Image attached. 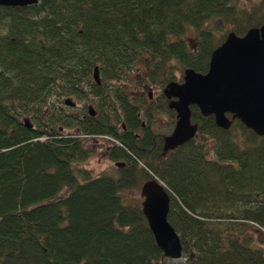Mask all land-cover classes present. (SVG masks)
Here are the masks:
<instances>
[{
    "label": "trees",
    "instance_id": "1",
    "mask_svg": "<svg viewBox=\"0 0 264 264\" xmlns=\"http://www.w3.org/2000/svg\"><path fill=\"white\" fill-rule=\"evenodd\" d=\"M236 1L39 0L0 7V264H167L141 206L121 202L122 192L149 180L164 185L167 219L182 245V261L168 264H264L263 250L252 248L247 234L255 228L264 244V137L239 121L219 129L193 106L197 135L164 153L163 137L150 127L149 96L136 105L127 90L131 74L140 86L164 88L174 80L172 61L205 74L226 38L214 39L211 20L215 27L233 22L240 37L264 23L262 10L237 17ZM189 29L199 33L196 50L183 39ZM62 98L94 102L96 116L90 106L73 114L77 105L61 106ZM155 105L174 113L162 94ZM231 129L246 143L234 141ZM100 135L116 141L106 153L123 164L117 176L78 167L89 155L88 137Z\"/></svg>",
    "mask_w": 264,
    "mask_h": 264
},
{
    "label": "water",
    "instance_id": "2",
    "mask_svg": "<svg viewBox=\"0 0 264 264\" xmlns=\"http://www.w3.org/2000/svg\"><path fill=\"white\" fill-rule=\"evenodd\" d=\"M38 3L39 0H0V7L22 8ZM93 81L100 85L97 67L93 71ZM163 95L169 101L168 108L176 114L174 130L164 138V153L197 135L198 126L191 120L193 106L202 117L213 116L219 129L229 130L234 121H239L256 136L264 137V24L248 29L242 37L228 33L224 42L212 52L205 74L186 69L182 82L167 83ZM64 105L76 107L69 98ZM88 113L96 116L91 106ZM24 124L32 128L28 119ZM141 196L142 213L157 247L165 259L181 260L180 237L167 219L170 197L165 188L156 180H149L141 186Z\"/></svg>",
    "mask_w": 264,
    "mask_h": 264
},
{
    "label": "rangeland",
    "instance_id": "3",
    "mask_svg": "<svg viewBox=\"0 0 264 264\" xmlns=\"http://www.w3.org/2000/svg\"><path fill=\"white\" fill-rule=\"evenodd\" d=\"M233 5L237 17L245 18L248 15H252L254 12H256V10H262L264 13V0H237ZM254 25L256 26L257 24ZM207 27H209L213 31L214 39L218 40L223 36H227L229 32H232L234 25L233 22L222 20V23H220L219 26L215 27L214 21L211 20L208 23ZM183 39L189 46H191V49L196 50L199 44V33L194 29H189ZM170 67L172 68L171 72L174 74L173 81L179 83L182 82L184 70H182L181 66L178 63L172 61ZM127 90L132 103L136 105H138L139 100H141L142 97L146 99L148 96L151 97L150 101L153 102L152 112L154 114V118L152 119L150 127L155 134L162 136L171 131L174 118L172 119L171 116L167 113H160L156 111L155 101L158 98L159 94H162L163 88H159L150 84L140 86L137 74L134 76L133 74H131ZM64 99L65 98H62L60 101L61 106H64ZM73 100L77 105V107L73 111V114L75 115H77L76 113L79 114V112L77 111H83L85 107L86 110L88 106H92L93 108H95L94 102H90L89 104H87V101L79 102L76 99ZM95 109L97 110V108ZM141 121L144 122V124L147 123L144 110H141ZM230 134L231 138L240 145L246 143L245 137L242 135L240 130L231 129ZM203 143L206 147L208 158L213 159L214 142L211 139H207L204 140ZM84 145L85 149L89 152V155L84 161L78 163L79 168L87 170L92 176L95 177L100 175L117 176L116 165L114 162L108 159L106 153L108 146L111 145L110 142L87 139ZM121 196V202L123 205L139 204L141 206L143 200L141 196V185L130 191L122 192ZM247 234L250 236V238H252V242H254L250 244V246L252 248L261 249L264 252V244H260V239L262 238L260 231H257L255 228H249ZM181 261L182 259L178 261L169 260L167 264L177 263Z\"/></svg>",
    "mask_w": 264,
    "mask_h": 264
},
{
    "label": "flooded vegetation",
    "instance_id": "4",
    "mask_svg": "<svg viewBox=\"0 0 264 264\" xmlns=\"http://www.w3.org/2000/svg\"><path fill=\"white\" fill-rule=\"evenodd\" d=\"M166 86V85H165ZM164 86V87H165ZM163 90H164V88H163ZM163 90H162V95H163ZM164 96V95H163ZM150 96H149V101H150ZM164 98H165V96H164ZM166 99V98H165ZM166 101H168L167 99H166ZM151 102V101H150ZM153 103V102H152ZM168 104H169V101H168ZM170 110V109H169ZM172 111V110H171ZM151 112H152V108H151ZM174 112V111H173ZM154 114H153V112H152V118H154V116H153ZM170 116H171V118L173 119L174 118V121H173V127H172V129H171V131L170 132H168L167 134H164V135H162V137H163V145H164V138H166L167 136H169L171 133H172V131L174 130V127H175V125H176V114H175V112L174 113H172V114H169ZM109 147V146H108Z\"/></svg>",
    "mask_w": 264,
    "mask_h": 264
},
{
    "label": "built area",
    "instance_id": "5",
    "mask_svg": "<svg viewBox=\"0 0 264 264\" xmlns=\"http://www.w3.org/2000/svg\"><path fill=\"white\" fill-rule=\"evenodd\" d=\"M88 139H92V140H101V141H108L110 143H116V141L108 136H91V137H88ZM159 184H161L159 181H158ZM163 187L164 185L161 184ZM165 188V187H164Z\"/></svg>",
    "mask_w": 264,
    "mask_h": 264
},
{
    "label": "bare ground",
    "instance_id": "6",
    "mask_svg": "<svg viewBox=\"0 0 264 264\" xmlns=\"http://www.w3.org/2000/svg\"><path fill=\"white\" fill-rule=\"evenodd\" d=\"M169 260V259H168Z\"/></svg>",
    "mask_w": 264,
    "mask_h": 264
}]
</instances>
